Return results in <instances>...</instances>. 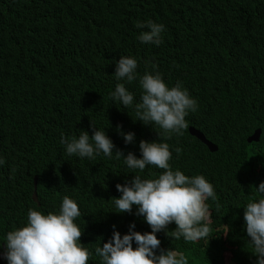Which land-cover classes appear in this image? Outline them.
Instances as JSON below:
<instances>
[{
  "label": "trees",
  "instance_id": "16d2710c",
  "mask_svg": "<svg viewBox=\"0 0 264 264\" xmlns=\"http://www.w3.org/2000/svg\"><path fill=\"white\" fill-rule=\"evenodd\" d=\"M82 9L92 15L89 32L99 36L104 61L96 65L81 41ZM148 19L165 25L159 46L136 39V22ZM109 39L118 44L111 53ZM120 56L136 57L139 75L145 62L149 71L157 65L169 86L181 81L198 101L184 134L167 142L183 149L179 158L173 153V167L203 174L215 187L217 200L208 202L212 237L185 243L161 231L160 247L184 252L189 264H225L226 257L253 264L243 206L264 181V0H0V253L4 234L26 221L28 208L54 211L65 195L80 208L76 223L85 247L107 242L113 226L121 235L130 223L134 231H150L142 216L117 213L111 203L121 195L115 185L138 174L122 157L81 159L59 143L61 134L91 136L93 124L105 130L114 152L139 158V142L158 139L151 125L133 121L132 108L109 97ZM126 87L139 101L138 83ZM190 127L217 151L210 153ZM256 130L258 142L248 143ZM127 132L135 134L133 143H124ZM161 171L146 166L140 175ZM34 178L39 206L31 200ZM89 264L99 258L93 255Z\"/></svg>",
  "mask_w": 264,
  "mask_h": 264
},
{
  "label": "clouds",
  "instance_id": "9594fccd",
  "mask_svg": "<svg viewBox=\"0 0 264 264\" xmlns=\"http://www.w3.org/2000/svg\"><path fill=\"white\" fill-rule=\"evenodd\" d=\"M91 21V12L82 9L79 15L81 41L86 55L96 65L104 60L103 54L99 53V36L88 30ZM135 27L141 29L136 36L141 44L159 46L162 43V34L166 30L163 23L148 19L137 21ZM109 42L107 53L118 46L112 39ZM145 64L143 75H139L138 59L134 56H120L115 61L112 74L117 83L109 93L114 103L118 102L122 107L134 110L136 119L133 121L138 120L145 126L151 125L157 134L156 141L139 142V158L132 152L127 155L120 150L114 152L115 146L105 130L93 124L91 136L87 131H80L78 136L71 138L61 134L59 143L66 155L81 159L93 160L101 154L109 159L122 157L123 164L138 174L131 181L115 185L121 195L111 198V203L117 213L142 216L150 231H134L135 223H130L128 232L121 235L113 226L107 242L93 248L85 247L80 242L83 230L76 223L77 218L81 217L80 208L75 199L65 195L54 211L45 213L43 210L28 208L26 221L4 234L0 259H5L7 264H89L90 258L95 255L99 258V264H189L184 252L173 247L162 249L157 233L163 231L173 240H183L185 243L209 241L212 237L208 202L217 200L215 187L203 174L186 175L180 168L173 167L170 163L173 153L179 158L183 149L167 142L173 136L184 134L188 127L186 117L198 110V101L189 94L181 81L169 86L157 65L152 64L149 71L147 62ZM133 81L138 83L141 90L139 101H135L134 93L126 87ZM121 135L125 144L135 141L133 132ZM4 163L5 158L0 155V166ZM146 166L162 171L154 178H142L140 173L144 172ZM34 182L37 197L36 178ZM254 188L256 198L249 199L243 206L244 230L249 238L247 243L251 248L250 253L255 257L253 264H264V181ZM33 190L34 184L31 200ZM32 202L39 206L38 197L37 203ZM170 223L176 225L172 231L167 228Z\"/></svg>",
  "mask_w": 264,
  "mask_h": 264
},
{
  "label": "water",
  "instance_id": "95a60500",
  "mask_svg": "<svg viewBox=\"0 0 264 264\" xmlns=\"http://www.w3.org/2000/svg\"><path fill=\"white\" fill-rule=\"evenodd\" d=\"M188 131L191 136L195 137L199 142L205 145L206 148L209 150V152L213 153L217 150V147L211 142L207 141L201 132L195 130L194 128H189ZM259 135H260V130H256L249 138H247V142L248 143L257 142L259 140ZM32 200L37 203V197H36V192H35V182H34Z\"/></svg>",
  "mask_w": 264,
  "mask_h": 264
},
{
  "label": "rangeland",
  "instance_id": "374dc122",
  "mask_svg": "<svg viewBox=\"0 0 264 264\" xmlns=\"http://www.w3.org/2000/svg\"><path fill=\"white\" fill-rule=\"evenodd\" d=\"M225 264H232V263L228 260L227 257H226V260H225Z\"/></svg>",
  "mask_w": 264,
  "mask_h": 264
}]
</instances>
